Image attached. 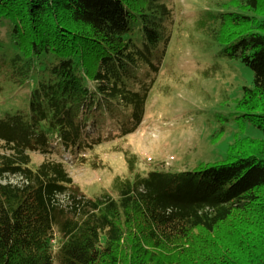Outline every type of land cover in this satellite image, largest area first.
Wrapping results in <instances>:
<instances>
[{"label":"trees","instance_id":"16d2710c","mask_svg":"<svg viewBox=\"0 0 264 264\" xmlns=\"http://www.w3.org/2000/svg\"><path fill=\"white\" fill-rule=\"evenodd\" d=\"M167 7L0 0V85L31 87L30 109L0 119V181L28 182H0V264H264V138L241 137L246 123L264 136V0L217 3L199 24L219 58L254 76L224 161L117 180V198L90 200L60 160L85 162L144 125L172 35ZM32 154L47 158L36 170Z\"/></svg>","mask_w":264,"mask_h":264},{"label":"rangeland","instance_id":"374dc122","mask_svg":"<svg viewBox=\"0 0 264 264\" xmlns=\"http://www.w3.org/2000/svg\"><path fill=\"white\" fill-rule=\"evenodd\" d=\"M164 1L174 18L169 26L172 35L160 79L146 106L144 125L136 135L102 143L81 154L85 162L70 154L60 159L74 179V192L87 199L105 194L117 198V180L135 182L155 171L193 172L201 164L220 163L239 134L236 119L242 114L237 102L244 88H253V73L238 60L219 58L216 43L199 28L207 11L228 0ZM9 53H17L14 45ZM0 91V103L9 99L0 106V119L30 109V86L17 90L1 83ZM222 128L225 133L213 139ZM241 137L264 138L249 123ZM32 155L31 168L36 170L47 158ZM17 180L11 176L9 182ZM60 201L66 204L68 200L62 197ZM52 243L56 252L58 233Z\"/></svg>","mask_w":264,"mask_h":264},{"label":"built area","instance_id":"2783aa9c","mask_svg":"<svg viewBox=\"0 0 264 264\" xmlns=\"http://www.w3.org/2000/svg\"><path fill=\"white\" fill-rule=\"evenodd\" d=\"M14 178H15V179H18V180H17L18 182L15 183L16 185H17L18 183H19V186H22V185H28L27 180L24 179L23 177H20V178H16V177H14ZM8 180H10V178H9ZM8 180H7V181H8ZM3 181H5V182L3 183ZM7 181H6L5 179H3L1 182H2L3 185H6Z\"/></svg>","mask_w":264,"mask_h":264},{"label":"bare ground","instance_id":"6f19581e","mask_svg":"<svg viewBox=\"0 0 264 264\" xmlns=\"http://www.w3.org/2000/svg\"><path fill=\"white\" fill-rule=\"evenodd\" d=\"M3 118V117H2Z\"/></svg>","mask_w":264,"mask_h":264}]
</instances>
